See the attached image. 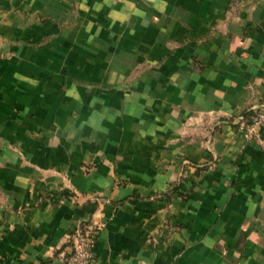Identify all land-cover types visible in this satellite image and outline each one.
Instances as JSON below:
<instances>
[{"label":"crops","instance_id":"1","mask_svg":"<svg viewBox=\"0 0 264 264\" xmlns=\"http://www.w3.org/2000/svg\"><path fill=\"white\" fill-rule=\"evenodd\" d=\"M264 0H0V264H264Z\"/></svg>","mask_w":264,"mask_h":264},{"label":"built area","instance_id":"2","mask_svg":"<svg viewBox=\"0 0 264 264\" xmlns=\"http://www.w3.org/2000/svg\"><path fill=\"white\" fill-rule=\"evenodd\" d=\"M241 114L238 127L248 142H254L264 151V107ZM102 224L93 226L85 223L79 226L68 242V253L62 264H97L92 248Z\"/></svg>","mask_w":264,"mask_h":264},{"label":"trees","instance_id":"3","mask_svg":"<svg viewBox=\"0 0 264 264\" xmlns=\"http://www.w3.org/2000/svg\"><path fill=\"white\" fill-rule=\"evenodd\" d=\"M247 115H248V113H245V114H244V116H247Z\"/></svg>","mask_w":264,"mask_h":264}]
</instances>
